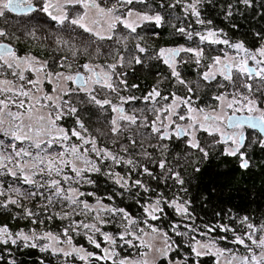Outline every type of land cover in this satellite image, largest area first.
Listing matches in <instances>:
<instances>
[{
  "label": "snow or ice",
  "instance_id": "snow-or-ice-1",
  "mask_svg": "<svg viewBox=\"0 0 264 264\" xmlns=\"http://www.w3.org/2000/svg\"><path fill=\"white\" fill-rule=\"evenodd\" d=\"M243 2L248 4L250 0H243ZM132 3L133 0H116L112 7H105L98 0H41L37 8L32 0H0V16H4L5 10L23 15L40 11L58 26L63 27L66 22L70 23L99 40L112 39L118 24H122L133 33L140 22H154L157 26L160 25L162 17L159 14L151 16L135 13L130 9L126 15L120 14L121 5ZM199 3L200 0H193L191 4L185 5V11L190 10L191 15L197 18V23L204 24L205 21L199 18L200 13L197 9ZM76 6L82 8L83 12L71 17L68 8ZM178 31L185 33L189 40H192L194 36L198 37L201 44L207 42L226 46L222 50L223 56L212 57V62L206 66L201 79L211 83L219 76L232 86V90L228 91L224 83L218 82L217 87L225 90L213 95L212 99L217 104L211 106V110L198 106L194 88L180 79L175 69V57L180 52H187L195 57L197 65H201L204 50L199 47L161 49L157 58L163 60L172 69V75L180 84L185 85L189 95L182 97L173 93L169 98L153 88L142 99L156 105L152 109L155 118L149 122L145 117L141 123H138L139 117L127 114L121 106L113 104L111 99L99 98L98 88L112 93L118 92V86L113 80L114 76L119 75L115 72L116 64L105 67L99 64L93 65L89 61L80 64L83 73L46 71L49 68L46 62L39 61L31 55L21 56L10 44L0 43V76L4 77L0 79V137H3L0 139V176H10L24 185L35 188L36 191L29 193L33 197L44 196L39 189H46L48 205L67 202V206L71 207V213L65 211L59 216L60 219L69 218L71 214H75L89 217L92 221L70 219L68 227L63 229L62 234H54L50 231L44 234L35 231L31 234L23 231L13 234L7 226H0V244L17 245L18 242H23L24 247H39L41 251L51 250L53 255H62L65 258L64 264H73V259H78L82 264H93V261L101 262V264L108 261L111 264H157L160 258L167 257L169 252L174 250V242L170 240L168 233L150 223L160 219L157 213L164 211L161 200L147 206L142 205L144 218L137 219L130 216L125 209L105 205L100 199L96 200L95 206L81 199V197L95 195L93 192H83L73 186L84 182L93 183L85 176L86 172H100L98 161L111 159L115 164H120L122 159L107 148L98 146V137L91 134L78 115L79 108L72 103L73 95L79 97L83 93L86 100H80L81 104H94L105 112H107L106 106L110 107L115 116L105 123H110V131L114 136L121 134L123 129L121 122H126L128 125H136L137 128H150L151 133L160 141L170 140L172 137L183 139L187 147L198 150L207 158L209 153L201 147L198 139V133L204 132L208 136L218 137L215 143L227 145L223 152L225 156L239 154L240 167L242 169L249 167L248 160L241 152L246 139L243 129L247 126L251 129L259 128L261 132H264V106L259 104L252 95L255 83L258 82L255 91L264 89V46L251 51L243 42L232 43L226 38H219L218 33L211 29L207 30L206 34L187 31L184 27L179 28ZM0 38L10 39V36L7 31L0 29ZM137 50L140 53L145 52V49L139 45ZM80 55L79 50L73 53L74 59H78ZM82 55L90 57L91 53L85 48ZM120 61H123L122 56ZM135 62L140 64L142 60L137 57ZM60 67L64 68L65 65L61 63ZM67 68L71 69L72 65L68 64ZM98 68L99 71H97ZM29 73L36 78L27 75ZM8 75L15 79H8ZM61 79L71 82L76 85V88H60ZM45 83H54L57 86L48 91L44 88ZM120 83L123 84L125 81L121 80ZM197 87H199L198 82ZM134 99L137 98L120 97L121 104ZM160 101L170 102L160 105ZM69 114L76 118V127L70 130L59 123L65 115ZM178 121L184 123H178ZM100 135L103 136L104 133L100 132ZM73 138L80 143L73 142ZM258 142L261 147H264V138ZM133 143L135 144L134 140ZM93 153L95 160L92 159ZM126 163L135 166L132 160H127ZM158 163L162 170L166 169V161L162 160ZM167 171L171 172V169ZM144 172L149 176L152 175L147 168H144ZM108 174L111 175V172ZM171 175L177 183L184 184L179 172H171ZM116 183L125 187L128 185V180L117 174ZM135 184L144 187L139 180H136ZM11 190L18 195L23 194L19 187H12ZM147 190L145 188V191ZM3 194V191H0V195ZM109 199L112 198L109 197ZM163 203L174 208L178 214L189 216L187 202H180L177 198L172 201H163ZM8 204H19V201L9 197L2 206L6 208ZM61 206L65 205L62 203ZM25 214L35 215L30 210H26ZM109 216L120 221L122 231L112 234L102 230L103 226L111 222L108 219ZM237 219L247 231L237 232L224 224L206 226V231H199L197 228L185 225L189 231L207 237L206 240L197 239L195 235L189 238V247L197 258L196 264H199V258L204 256L215 257V264H264V224L257 226L250 222L247 216L237 217ZM36 222L33 220V223ZM177 227L173 225L172 231L181 235ZM217 227L220 233H231V238L228 235L210 236V233L216 232ZM81 229L85 230L83 234L94 248L100 250L101 254L88 251L73 243L71 233L80 234ZM61 235L64 237L63 240ZM97 235L102 237L103 243L107 246L102 247L101 242L96 238ZM183 235L188 234L183 233ZM157 238L161 239L162 247H155L154 242ZM41 240L47 243L38 244L37 241ZM221 241L242 247L246 254H240L239 248L221 247ZM61 244H66L67 247H57ZM125 245L128 248L141 249V251L136 254V258L121 256L117 248ZM152 253L155 254L151 255ZM9 264L13 262L10 261Z\"/></svg>",
  "mask_w": 264,
  "mask_h": 264
},
{
  "label": "trees",
  "instance_id": "trees-1",
  "mask_svg": "<svg viewBox=\"0 0 264 264\" xmlns=\"http://www.w3.org/2000/svg\"><path fill=\"white\" fill-rule=\"evenodd\" d=\"M146 1L147 5L140 2L138 4L140 8L137 10L140 12L157 11L162 17L159 26L154 22H145L141 25L143 29L137 33H114L112 39L100 41L98 50H88L96 61H100V58L104 62L103 66L117 65L115 72L119 75L114 76V81L116 80L118 92L110 94L106 89L98 88L99 98L111 99L113 104L121 106L127 114L136 115L139 117L138 123L143 122L145 117L149 122L155 118L152 109L156 105L142 99L153 88L158 89L162 95L169 96V98L173 93L182 97L189 95L185 85L180 84L178 79L172 75V69L163 60L157 58L161 49L174 47L178 27L203 26L211 28L219 36H225L232 43L243 42L245 47L251 51L264 46V0H250L248 4H245L243 0H200L197 9L200 13L199 18L205 21L204 24L197 23V18L191 15L190 10L185 11V5L191 4L193 0ZM156 2L158 5L153 9ZM135 7L137 6L135 5L134 9ZM209 21L210 23H208ZM197 32L204 34L205 31ZM60 42L61 40H59ZM56 44L52 49L51 70L53 72L76 73L79 70L78 60L73 57V53L79 49L76 41L70 38L68 48H65L64 45L56 47ZM137 45L143 47L145 52L140 53L137 50ZM225 47V45L208 46L207 52L218 51ZM121 56L123 61L118 62ZM137 57L141 58L142 63L135 62ZM206 57L208 58V56ZM205 61L206 58H203L202 62ZM61 63L65 65L64 68L60 67ZM68 64L72 65L71 69L67 68ZM202 67L197 65L196 59L191 56H184L175 63V69L179 73L180 79L185 80L195 91L201 89V97L197 92H195V97L212 100L214 94L225 89L217 87L215 83L204 85L196 75ZM121 80H124L125 83H120ZM197 82L199 87H197ZM224 84L228 91L232 90V86L228 82L225 81ZM256 87L258 86L254 84L252 95L258 103L262 104L264 89L255 91ZM120 97H136L137 99L121 104ZM82 99L86 100L84 94L79 97H71L72 103L80 110L78 115L91 134L98 137V146L107 148L118 158H121L122 162L115 164L111 159L103 162L98 161L100 172L85 173L87 179L93 183L84 182L73 186L83 192L95 193L91 197H81L89 204L96 205V200L100 199L105 205L125 209L130 216L137 219L144 218L142 205L147 206L161 200V207L164 211L157 213L160 219L150 221V223L168 233L170 240L174 242V250L169 252L168 256L162 259L159 264H167L168 261L196 264L197 258L189 247V238L195 235L197 239L206 240L207 237L189 231L185 225L197 228L199 231H206V226L224 224L237 232H243L247 229L240 224L237 217L245 216L257 226L264 224V147H259L253 140L251 132L247 131L249 133H246L245 146L241 151L244 153L245 159L248 160L249 167L242 169L239 155L225 156L223 154L225 144L215 143V139L205 136H202L199 142L201 147L208 151L207 158L198 150L187 147L183 139L171 138L160 141L151 133L150 128H137L136 125H128L126 122H121L123 124L121 134L114 136L110 131V123H105L115 116L111 108L106 106L107 112H105L94 104H81L80 100ZM168 102L170 101H160V105ZM59 123L70 130L76 127V118L70 114L65 115ZM100 132H103L104 135L101 136ZM163 145H167V147H163ZM92 159H96L94 153ZM127 160H132L135 166L127 164ZM162 160L166 161L164 170L159 167L158 163ZM144 168H147L152 175H147ZM197 168L200 170L197 171ZM167 169H171V172H179L184 184L177 183ZM68 171L71 174L70 170ZM109 172L111 175L108 174ZM117 174L127 179L128 185L131 186L121 187L116 183ZM136 180L141 181L144 187L137 186ZM12 187H19L23 194H16L11 190ZM145 188L148 190L145 191ZM0 191L4 193L0 195V226H7L13 234L20 231L27 234H31L33 231L39 234L49 231L54 234H62L63 229L68 227L70 219L92 222L89 217L75 214H71L69 218L60 219L59 216L65 211L71 213V207L67 206V202L48 205L46 189H39V192H43L44 196L33 197L29 193L36 191L35 188L24 185L10 176H0ZM9 197L19 201V204H8L6 208L3 207V202H6ZM177 198L180 202H187L189 216L178 214L174 208L163 203V201H172ZM62 203L65 205L64 207L61 206ZM26 210H30L35 215H26ZM108 219L111 222L103 226V231L117 234L123 230L118 219L110 216ZM33 220L37 222L33 223ZM173 225L178 226L177 231L182 233L181 235L172 231ZM84 231L81 229L80 234L71 233L73 243L88 251L101 254L99 249L89 243L83 234ZM183 233L188 235H183ZM209 235L213 237L228 235L231 238V233H220L218 227L216 232ZM96 238L101 242L102 247L107 246L103 243L102 237L97 235ZM61 239H64L62 235ZM220 246L239 248L240 254H246L242 247L226 244L223 241L220 242ZM20 250H27L26 252L29 251V253H16ZM3 251H16L15 254L0 255L1 259H16L18 262L16 264H64L65 261L59 255L52 256L41 251L39 247H24L23 242H18L17 245L0 244V253ZM117 251L121 256L131 258L136 257L137 254V249L128 248L127 245L122 248L118 247ZM211 257L199 258V264H213ZM73 264H82V262L73 259ZM93 264H101V262L93 261ZM104 264H111V262H104Z\"/></svg>",
  "mask_w": 264,
  "mask_h": 264
},
{
  "label": "flooded vegetation",
  "instance_id": "flooded-vegetation-1",
  "mask_svg": "<svg viewBox=\"0 0 264 264\" xmlns=\"http://www.w3.org/2000/svg\"><path fill=\"white\" fill-rule=\"evenodd\" d=\"M32 2H33L35 7L39 8V6L41 4V0H32ZM98 2L101 3L102 6L112 7L113 4L116 3V0H98ZM139 3H140L139 0H133L132 4L121 5L120 6V14L126 15L127 11L129 9L135 13L147 14V15H151V16H155L158 14L157 11H155V10H154L155 12L147 11V10H145L144 12L138 11L137 8H140L138 6ZM142 4L147 5V1L143 0ZM135 5L137 7H135V9H134ZM154 5L152 4V6H154L153 9H155L157 7L156 5H158V3L156 2V4H154ZM80 12H83V9L80 8L79 6L68 8V13L71 17H74L75 15H77V13H80ZM143 23H145V22H142L139 24V26L136 28V31L134 33H137L143 29L141 26ZM157 28H159V27H157ZM179 28H181V27L177 28V33L175 34L174 47H168L165 49H173L174 50V49H178L181 47H192V48L199 47V48H202L204 50V58H206V61L201 62V65H199V66H203V67L199 71H197V73H196L198 79L204 85H210L212 83H215L217 85L218 82L224 83L225 81H223L219 76L217 77V80H214L211 83H208V82L201 79V75L206 70V66L212 62V57L216 56V55L223 56V51H222L223 49H220L218 51L207 52V47L212 46L213 44H209L207 42L201 44L199 41V38L196 36H194L192 40H189L187 38L186 34L178 31ZM184 28L187 31H192V32H197V31L207 32V30L211 29V28H206L203 26H200V27L199 26H189V27H184ZM0 29H4L5 31H7L9 36H10V39L0 38V43L10 44V46L13 47L14 50L21 56L31 55V56L36 57L39 61L46 62L49 65V68L46 69V71L47 70L52 71L50 65H51V60H52V49L54 48V44L57 43L56 47L58 45H64V46H66L65 48H68V40L70 38L72 40L76 41L77 48H79L78 50L81 53V55L77 59L78 64H79V70L77 72L83 73V69L80 67V64L85 63V62H89V61L93 65L99 64V65L103 66L104 62L100 58H99L100 61H96L93 54L90 51H89L91 53L90 57L82 55L85 51V48H87V50H90V49L98 50V48L100 47V41L101 40L97 39L95 36L90 35L89 33H85L82 29L75 27V26H73L67 22L63 27L58 26L55 24L54 21H51L50 19H48L44 15V13H42L40 11H36L34 13H31L30 15H23V14H17V13L5 10L4 16H0ZM205 32H204V34H206ZM114 33L134 34L133 32H130L128 29H126L122 24L117 25ZM72 35H73V37H72ZM219 38L224 39L225 36L221 35V36H219ZM59 40H61L60 43H58ZM105 40H109V39H105ZM228 51L230 52V50H228ZM184 56H191V57L195 58L190 53L180 52L175 57V63H176V61L179 62V59L184 58ZM206 56H208V58ZM118 62H121L120 57H119ZM250 66H252V65L250 64ZM99 70L100 69L98 68L97 71H99ZM65 73H67V72H65ZM27 75L32 76V74H30V73ZM3 78H4L3 76H0V79H3ZM7 78L10 80L15 79L11 75H8ZM32 78H36V77L32 76ZM41 78H43L42 75H41ZM113 80H114V77H113ZM114 83L116 84V80L114 81ZM68 86L72 87L73 89L76 88V86L74 84H72L71 82L68 83ZM44 88H45V90H47L49 88L52 89L53 87H52V84L45 83ZM195 92H197V94H199V96H200V93H202L201 89H198ZM109 93L111 94L112 92H109ZM112 94H115V93H112ZM196 103L198 106L204 107L206 110H210L211 106H213L216 103V101L213 99L208 100V99H201V98L199 99L198 98ZM178 123H184V122L178 121ZM243 131L245 133V136H246V131L251 132V134L253 136V140L258 143L259 147H261V145L258 141L262 137L259 136V134L257 132H255L254 130H251L247 127H244ZM202 136H205L206 138H212L215 140L219 139L218 137L208 136L207 133H204V132L198 133V139H202ZM172 138L176 139L175 137H172ZM0 139H3V137H0ZM241 151H242V148H241ZM26 251L27 250H20L18 252H16V251H3L2 253H0V255L15 254V252L21 253V254L29 253V251L28 252H26ZM43 252L51 254L47 251H43ZM28 260H30V259H28ZM10 261L13 262V264L18 263L16 259L9 260V259H1L0 258V263H3V264L9 263ZM20 261H22V260H20Z\"/></svg>",
  "mask_w": 264,
  "mask_h": 264
},
{
  "label": "rangeland",
  "instance_id": "rangeland-1",
  "mask_svg": "<svg viewBox=\"0 0 264 264\" xmlns=\"http://www.w3.org/2000/svg\"><path fill=\"white\" fill-rule=\"evenodd\" d=\"M140 23H142V22H140ZM228 50H230V52H232V50L231 49H228ZM250 64H251V62H250ZM68 83L69 82H65V81H63V79H61L60 81H59V86H60V88H65V87H69L68 86ZM255 85H257L258 86V82L257 83H255ZM52 86H53V88L54 87H56L57 85L56 84H52ZM51 91V90H50ZM82 94V93H81ZM81 94H80V96H81ZM262 95L264 96V91L262 92ZM73 97H76L75 95H73ZM217 104V102L214 104V105H216ZM213 105V106H214ZM262 106H264V100H263V102H262V104H261ZM211 110V109H210ZM115 114V113H114ZM72 129V128H71ZM246 133H247V131H246ZM76 140H75V138H73V142H75ZM76 143H80L79 141H76ZM258 144V143H257ZM225 147H227V145H225ZM225 149V148H224ZM93 206H95V205H93ZM37 243L38 244H44V243H47V241H43V240H41V241H37ZM138 243V242H137ZM154 245H155V247H162L163 245H162V241H161V239L160 238H157V240L154 242ZM57 247H67V245L66 244H61V245H57ZM139 251H141V249H137V251H136V253H138ZM47 252H49V253H51V255L52 256H55V255H53V253H52V251L51 250H49V251H47ZM155 253H152L151 255H154ZM59 256H61L62 258H64L62 255H59ZM134 258H136V257H134ZM164 258H166V257H164ZM164 258H160L159 260H158V262H157V264H159L160 263V261L162 260V259H164ZM212 258V261H213V264H215V257H211ZM167 264H181V262H170V261H168V263Z\"/></svg>",
  "mask_w": 264,
  "mask_h": 264
},
{
  "label": "water",
  "instance_id": "water-1",
  "mask_svg": "<svg viewBox=\"0 0 264 264\" xmlns=\"http://www.w3.org/2000/svg\"><path fill=\"white\" fill-rule=\"evenodd\" d=\"M76 86V85H75ZM245 127H247V126H245ZM248 128V127H247ZM249 129H251V128H249ZM251 130H254V131H256L262 138H264V132H261V130L259 129V128H257V129H251Z\"/></svg>",
  "mask_w": 264,
  "mask_h": 264
},
{
  "label": "bare ground",
  "instance_id": "bare-ground-1",
  "mask_svg": "<svg viewBox=\"0 0 264 264\" xmlns=\"http://www.w3.org/2000/svg\"><path fill=\"white\" fill-rule=\"evenodd\" d=\"M256 132V131H255ZM260 136V135H259Z\"/></svg>",
  "mask_w": 264,
  "mask_h": 264
}]
</instances>
